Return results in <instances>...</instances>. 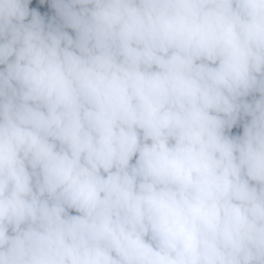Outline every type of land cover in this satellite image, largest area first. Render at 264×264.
I'll return each instance as SVG.
<instances>
[{
    "label": "clouds",
    "instance_id": "1",
    "mask_svg": "<svg viewBox=\"0 0 264 264\" xmlns=\"http://www.w3.org/2000/svg\"><path fill=\"white\" fill-rule=\"evenodd\" d=\"M0 264H264V0H0Z\"/></svg>",
    "mask_w": 264,
    "mask_h": 264
}]
</instances>
